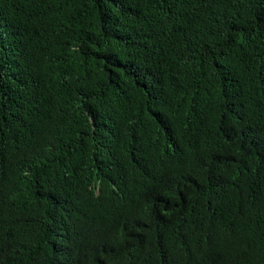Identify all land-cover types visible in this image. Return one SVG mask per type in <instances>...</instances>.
Wrapping results in <instances>:
<instances>
[{"label": "trees", "instance_id": "1", "mask_svg": "<svg viewBox=\"0 0 264 264\" xmlns=\"http://www.w3.org/2000/svg\"><path fill=\"white\" fill-rule=\"evenodd\" d=\"M29 262L264 264V0H0V264Z\"/></svg>", "mask_w": 264, "mask_h": 264}, {"label": "clouds", "instance_id": "2", "mask_svg": "<svg viewBox=\"0 0 264 264\" xmlns=\"http://www.w3.org/2000/svg\"><path fill=\"white\" fill-rule=\"evenodd\" d=\"M28 260V259H27ZM31 262H29V263H26V264H30Z\"/></svg>", "mask_w": 264, "mask_h": 264}]
</instances>
